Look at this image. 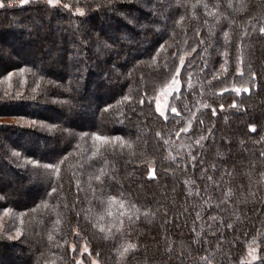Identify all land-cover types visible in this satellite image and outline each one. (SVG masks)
Segmentation results:
<instances>
[{
	"label": "trees",
	"instance_id": "16d2710c",
	"mask_svg": "<svg viewBox=\"0 0 264 264\" xmlns=\"http://www.w3.org/2000/svg\"><path fill=\"white\" fill-rule=\"evenodd\" d=\"M16 1L0 0V264H77L82 245L99 264H261L264 0Z\"/></svg>",
	"mask_w": 264,
	"mask_h": 264
},
{
	"label": "rangeland",
	"instance_id": "374dc122",
	"mask_svg": "<svg viewBox=\"0 0 264 264\" xmlns=\"http://www.w3.org/2000/svg\"><path fill=\"white\" fill-rule=\"evenodd\" d=\"M29 1H37V0H24L23 3H21V0H18L16 2H14L13 4H17V5L18 4L19 5L20 4H26ZM39 1H43L45 3H48V0H39ZM57 3H58V0H55V2L52 3V4H57ZM0 4H2V3L0 2ZM135 11L136 10H134V12ZM136 13H137V11H136ZM130 17H131V19L133 18V16H130ZM122 18L125 19L130 25H132V21L127 16L126 17L122 16ZM110 27H111V30H112L113 33L117 32V34H119V36H118L119 41H122V42H124V41L128 42L129 41L128 37H126V35L129 34V32H128L126 27H117L115 23H113V24L111 23ZM71 42L72 41L70 39L68 41H66V43L68 45L71 44ZM113 44H116V42L113 41ZM0 48L6 50V48H8V47H7L6 44H1ZM129 48H131V47H129ZM95 50L96 49L93 50L94 53H95ZM135 53H136V51H134V50H128V54L131 55L132 57L136 56ZM79 56H81V55H79ZM176 88H177V81H171L166 87L161 89L160 92L158 93V95L156 97L155 105H156L157 110L160 113H162V114L164 113V111H165V109L167 107L168 99H169L170 95L172 94V92L176 90ZM83 96L88 98L90 95L85 93V95H83ZM46 114L50 115L49 113H46ZM0 120H2V121H10L11 118H9V117H1ZM15 182L17 183V182H19V180L16 179ZM83 253H86L89 256L90 264H99L98 261L93 256H91L89 254L88 248L86 246H84V245L81 246L80 253H79V255L76 258L77 264H85V261H84V258H83ZM257 258H258V248L255 245H253V244L249 245L247 250H246L244 261L247 262V263H251V262L255 261Z\"/></svg>",
	"mask_w": 264,
	"mask_h": 264
},
{
	"label": "snow or ice",
	"instance_id": "6c2138e0",
	"mask_svg": "<svg viewBox=\"0 0 264 264\" xmlns=\"http://www.w3.org/2000/svg\"><path fill=\"white\" fill-rule=\"evenodd\" d=\"M23 2H24V0H21V3H23ZM54 2H55V0H48L49 4H52ZM0 6H4V5L0 4ZM260 31H264V28H261ZM172 111H173V113H176L177 109L173 108ZM252 127H253V130H255L254 126H252ZM197 143H199V141H197ZM130 247H135V246L134 245H130ZM261 264H264V260H261Z\"/></svg>",
	"mask_w": 264,
	"mask_h": 264
}]
</instances>
